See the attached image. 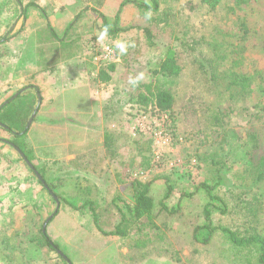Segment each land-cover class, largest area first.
Here are the masks:
<instances>
[{
    "label": "rangeland",
    "instance_id": "rangeland-1",
    "mask_svg": "<svg viewBox=\"0 0 264 264\" xmlns=\"http://www.w3.org/2000/svg\"><path fill=\"white\" fill-rule=\"evenodd\" d=\"M21 1L37 4L27 7L25 20L16 0H0V37L18 38L0 43V106L18 100L26 126L36 111L26 130L34 169L0 126V264H69L36 243L48 219V235L72 264H258L256 246L236 247L204 226L209 204L213 226L264 237V0H251L235 15L228 14L227 0L215 10L201 0H159L171 25L133 3L119 9L125 0ZM102 15L122 30L108 33ZM49 20L56 27L75 22L63 44L51 37ZM38 27L39 51L22 46L20 54L19 36ZM109 45L116 59L103 55ZM78 53L90 84L65 93L61 104L93 99L101 117L84 124L62 116L44 124L45 109L37 110L38 95L28 87L36 80L35 56L48 65ZM209 58H224L228 69L250 77V87L209 88L197 69ZM169 59L184 69L156 74ZM146 86L171 90L174 109L139 101ZM135 182H151L155 206L131 219ZM205 184L222 201H211ZM161 203H179L180 211L170 214ZM118 226L125 235H108Z\"/></svg>",
    "mask_w": 264,
    "mask_h": 264
},
{
    "label": "trees",
    "instance_id": "trees-1",
    "mask_svg": "<svg viewBox=\"0 0 264 264\" xmlns=\"http://www.w3.org/2000/svg\"><path fill=\"white\" fill-rule=\"evenodd\" d=\"M18 5L21 9L20 16L23 17L25 20L26 13H27V7L29 5H37L35 3H29L24 5L21 0H16ZM152 5L144 2H138L136 0H125L120 4V8L124 7L128 3H133L140 9H143L147 14L148 17H150L151 12L154 14H157L158 19L161 23L165 22V25H171L172 19H169L167 16L168 9L165 11H161V5L159 0H151ZM166 1V0H165ZM202 3L209 9V10H215L218 5L223 0H201ZM164 2V0H163ZM251 0H227V12L229 15L237 14L243 10H245L248 6H250ZM45 13V12H44ZM115 15L116 19L118 18V14ZM171 13V12H170ZM160 15L161 16L160 18ZM103 23L110 34H116L117 32L121 31L122 29L117 26L115 23L113 26H111L106 18L105 15H102ZM155 21V17L153 19ZM178 21H184V17H179ZM116 22V21H115ZM150 23V22H149ZM75 25V22H72L68 25L65 35L72 29ZM47 27L50 30V35L53 38L54 41L63 44L66 39L65 35L63 38H59L55 30L52 28L49 21H47ZM241 27L244 28V35H247V32L249 29H246L245 22H241ZM146 38L148 41H153V32L149 26H146L144 28ZM13 36L10 33H6L3 36L0 37V43H5L9 40H11ZM182 45L187 44V40L184 37L180 38ZM70 42V40H68ZM175 54L177 51H174ZM173 52V53H174ZM214 52L216 53V56L219 52V48H214ZM70 56V55H69ZM206 61V60H205ZM238 62L235 61L234 63ZM223 64V65H222ZM239 65V64H238ZM174 69L177 72H179L182 68L184 69V65H179L178 61L175 60H165L162 62L161 67L159 70H156V74H166L168 69ZM198 71L205 77L207 86H212V88H215L214 86L223 84L226 82V86L224 87H231V88H243L248 89L250 87V77L239 73L236 70H233L232 68L228 69L227 66L224 64V58L221 60H214L212 58H209V60L205 62H198ZM109 76L103 75V81H108ZM29 87H32L36 90L39 89L38 87L31 85ZM210 88V87H209ZM139 101L146 104H153L159 111H172L174 109L176 98L175 94L166 88L163 87H156L153 89L151 86H146V91L141 92L139 94ZM0 109V122L3 125L4 129L10 133L11 137L5 140L10 145H12L26 160L29 162L32 161L33 155L32 150L28 144L27 141V134L28 131H25L26 126V117L25 112L20 104H18V100L10 101L7 105L1 107ZM10 112L13 114V118L10 115ZM18 118V119H17ZM12 119V120H11ZM15 119L17 121H15ZM11 120V121H10ZM10 121V122H9ZM16 122V124H15ZM45 184V183H44ZM207 187V191L209 194V198L211 201L213 200H219L222 201L221 198L217 195H215L212 192V188L209 185H204ZM172 186H168V192L166 194L165 198L171 197L172 193ZM58 197V196H57ZM59 198V197H58ZM212 202H210L211 204ZM89 207H92V203L88 202ZM162 207L170 214H174L180 211V204L178 203L176 206L170 207L164 203H161ZM215 206V204H213ZM155 206V200L151 195V182H135L134 184V205H131L129 208V213L131 214V219H137L138 217H141L143 215H148V213H151ZM92 210V208H90ZM92 213L94 216L96 214L94 213V210H92ZM125 219V218H123ZM205 219L208 221L207 224H205L204 227L210 230V235L220 231L224 236L228 239L230 243H232L236 247H250V246H256L258 250V258L257 263L258 264H264V237L258 236V235H246L241 234L236 230H233L229 227L225 226H213L212 220H211V209L209 204L205 208ZM128 220V219H127ZM126 221V219H125ZM199 228L196 229L194 236L195 238H198L196 234L198 233ZM126 232L121 226L116 227L113 231L109 232L108 235H125ZM208 238L205 239V242H208ZM36 243L39 245H44L45 247H49L50 249L56 251L62 258H64L69 264H72L70 259L60 250L58 244L52 240V238L48 235L47 231L43 230V227L40 229L39 236L36 240Z\"/></svg>",
    "mask_w": 264,
    "mask_h": 264
},
{
    "label": "crops",
    "instance_id": "crops-1",
    "mask_svg": "<svg viewBox=\"0 0 264 264\" xmlns=\"http://www.w3.org/2000/svg\"><path fill=\"white\" fill-rule=\"evenodd\" d=\"M59 23L62 24L59 25ZM59 23H58V27H56L55 24H52L50 22L52 28L57 33L58 37L63 38L67 29L66 27L68 26L65 20H61V22ZM41 28L40 27L36 28L33 35L30 31L28 32L27 29L25 28V30L21 33V36H19L20 54H22L21 53L22 46L27 48L28 46L30 47L31 45L32 47L35 48V50L39 51L41 42L38 37V31ZM48 31L50 33L49 28ZM32 36L35 38L32 39ZM17 39L18 38L11 39L5 42V44L11 42L12 40L16 41ZM83 59H84V55L81 53L70 56L66 55L65 57L61 55V57L55 58V60L51 61L47 65L44 62L43 64L41 63V61L39 60V54H38V58L37 55L35 56L34 59L35 66H34V72L32 73L33 74L32 77L36 79L35 80L36 82L34 81L32 84H34V86L38 87L39 89V92L36 89L33 90L35 93H37L39 98L37 110L41 111V109L42 110L45 109L43 112L44 114L42 116L43 120H41L43 121L42 123L44 124L49 123L51 122L50 120H52V118H61L63 116L64 118L67 119L76 118L81 120V123L88 124V123H92L94 118L97 117L99 119L101 117V115H99L97 112L96 109L97 106H95L93 99H91V102L87 104L79 103L78 106L68 104L70 102H65L64 104H61L62 102L61 99L65 93H74V94L77 92L79 93L80 91L78 90H81L86 87L88 88V85L90 84L89 81L91 80L90 79L91 74H89L88 71H84L85 69L83 68V64H82ZM78 61H80V65H81L80 68L77 64ZM65 78H68L69 81L67 82ZM28 87L24 89H28ZM21 91H23V89ZM5 102L6 101L2 103L0 109H2L1 107L5 106L4 105ZM62 108L64 110H62ZM78 110H82V112L78 113ZM0 126L3 127L1 123Z\"/></svg>",
    "mask_w": 264,
    "mask_h": 264
},
{
    "label": "water",
    "instance_id": "water-1",
    "mask_svg": "<svg viewBox=\"0 0 264 264\" xmlns=\"http://www.w3.org/2000/svg\"><path fill=\"white\" fill-rule=\"evenodd\" d=\"M12 99H13V98H11V100H12ZM9 101H10V100L6 101L4 105L8 104ZM35 114H36V111L33 112L32 116H31V118H30V120H29V122H28V124H27V126H26V128H25V131L29 128V126H30L31 123L33 122V119H34V117H35ZM26 161H27V163L29 164V166H31V168L34 169V167H33V165L31 164V162H29L27 159H26ZM36 173H37V176L42 180L40 174H39L37 171H36ZM42 181H43V180H42ZM43 182H44V181H43ZM45 186L47 187V185H45ZM48 221H49V219L47 220V223H48ZM47 223L44 224V226H43V230H44V231H46V227H47L46 225H47Z\"/></svg>",
    "mask_w": 264,
    "mask_h": 264
},
{
    "label": "built area",
    "instance_id": "built-area-1",
    "mask_svg": "<svg viewBox=\"0 0 264 264\" xmlns=\"http://www.w3.org/2000/svg\"><path fill=\"white\" fill-rule=\"evenodd\" d=\"M103 55H105L106 57H111V58H114L116 59V54H115V51L114 49L109 45V46H106L105 48H103ZM102 55V57H103ZM101 59V57H100Z\"/></svg>",
    "mask_w": 264,
    "mask_h": 264
}]
</instances>
